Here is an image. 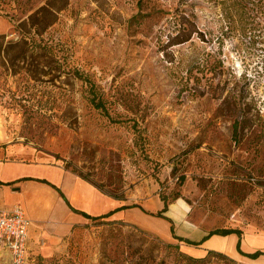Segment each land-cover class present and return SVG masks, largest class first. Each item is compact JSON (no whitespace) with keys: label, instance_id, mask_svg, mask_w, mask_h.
Returning a JSON list of instances; mask_svg holds the SVG:
<instances>
[{"label":"rangeland","instance_id":"1","mask_svg":"<svg viewBox=\"0 0 264 264\" xmlns=\"http://www.w3.org/2000/svg\"><path fill=\"white\" fill-rule=\"evenodd\" d=\"M43 1L0 0V33ZM46 36L55 83L0 66V153L36 148L127 205L179 201L209 230L264 232V0H68ZM134 225L88 219L26 264H240L191 263Z\"/></svg>","mask_w":264,"mask_h":264},{"label":"crops","instance_id":"2","mask_svg":"<svg viewBox=\"0 0 264 264\" xmlns=\"http://www.w3.org/2000/svg\"><path fill=\"white\" fill-rule=\"evenodd\" d=\"M122 198L98 188L45 151L32 147L10 153L1 150L0 208L20 206L30 219L27 258L29 255L49 258L65 250L76 227L90 219L71 209L72 206L92 216L110 212L102 219L135 224L166 242L178 244L183 252L193 256H202L208 249H213L240 264H264V254L252 258L237 250L236 233L207 235L208 227L190 218L188 206L182 202L168 203L160 216L156 215L163 206L160 198L148 196L131 206ZM238 228L242 230L240 249L243 252L264 251V232ZM175 236L199 243H186ZM2 253H6L9 259L7 250L0 249V255Z\"/></svg>","mask_w":264,"mask_h":264},{"label":"trees","instance_id":"3","mask_svg":"<svg viewBox=\"0 0 264 264\" xmlns=\"http://www.w3.org/2000/svg\"><path fill=\"white\" fill-rule=\"evenodd\" d=\"M141 1L142 0H138L140 4ZM67 3L68 0H44L33 10L27 13L25 17L18 19L12 25V28L16 34L15 37L6 39V34L0 33V66L3 68L4 72L7 75L16 76L23 74L34 81H43L51 83H55L56 80L61 79V76L65 71V67L59 61L55 45L51 42L50 38L46 36V32L48 28L57 21L59 12L67 5ZM180 19H178V23L183 25L184 22ZM187 22L190 26L186 27V32L183 33L181 36H179L178 34L171 36V44L181 43L190 39L191 35L194 33V31H196V29L194 28L193 21L187 20ZM79 176L86 179L82 175ZM181 177L183 178V176ZM41 180L47 182L44 179ZM56 189L59 191L60 195L66 200L59 188L56 187ZM113 196L120 197L117 195ZM166 206L167 202L163 200V206L160 210L156 212V215L162 216V212L166 209ZM70 207L74 211L81 213L87 218H90L92 220H100L105 224H129L128 222L122 220H103L102 217L107 216L110 212L98 216H92L81 210H77L72 206ZM171 230L173 233L172 226ZM232 232L236 233L238 236L236 248L240 253L252 258L257 257L260 254H264V251L259 249L254 250L252 252H243L240 249V239L242 230L238 227L215 228L209 230L207 235H211L213 233L228 234ZM206 236H204L203 238H205ZM175 237L185 241L186 243H199V241H193L186 238L184 239L178 236ZM164 243L166 245L174 246L175 248L179 249V246L173 244L172 242ZM180 253L183 254L184 257L189 259L191 263L195 261H201L208 255L223 256L227 257L230 261L234 263L237 262L226 254L213 249H208L206 253L202 256H193L183 251Z\"/></svg>","mask_w":264,"mask_h":264},{"label":"built area","instance_id":"4","mask_svg":"<svg viewBox=\"0 0 264 264\" xmlns=\"http://www.w3.org/2000/svg\"><path fill=\"white\" fill-rule=\"evenodd\" d=\"M30 219L20 206L0 208V249L9 254V264H26Z\"/></svg>","mask_w":264,"mask_h":264}]
</instances>
